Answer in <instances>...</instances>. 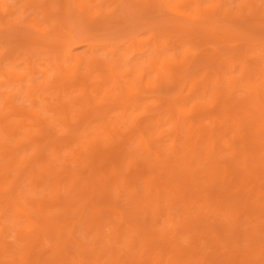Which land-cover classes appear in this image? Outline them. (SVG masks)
Listing matches in <instances>:
<instances>
[{"label": "bare ground", "instance_id": "bare-ground-1", "mask_svg": "<svg viewBox=\"0 0 264 264\" xmlns=\"http://www.w3.org/2000/svg\"><path fill=\"white\" fill-rule=\"evenodd\" d=\"M189 1L195 3L197 16L193 19L190 14L183 15L198 23L182 25L176 21L171 26H164L162 28L164 32L173 28L177 33L191 35L198 41L217 39L222 44L215 53L227 48L225 42L228 39L239 38L241 32L231 28L226 22L227 18L237 15L234 8L228 6V0H217L213 6H206L203 0ZM128 2L142 9H152L156 12H162V7L172 8L168 0H68V3L71 4L75 11V15L70 11L69 4H66L64 8H61V21L63 22L59 24L61 29H65V36L62 38L60 46L65 47L62 50V57L68 63L67 66L61 67L58 60H56L55 66L58 68V72L46 77L45 72L47 69L41 70L44 80L40 84H35L30 72L26 73L28 79L18 72H6L13 76L20 89L25 90L32 98V102H34L33 95L37 91H40L39 96L48 94V91L51 95L61 97L71 94L70 83H68V79L71 77L70 72L72 70L76 72L82 66H87V73L76 77V83L79 84L77 92L80 94L74 97L80 98L76 102H81V99L91 100L97 104L106 101L107 107L111 106V108L117 107L120 109L118 115L116 114L115 116L125 124L128 117L135 116L130 122L131 133L127 135L126 139L122 140V143L126 146L125 154L129 157L139 152V148H134L131 145L136 140V137H140L144 143V150L149 156L154 155L157 162L149 163L143 161L141 169H137L135 163H131L130 165L134 168L133 172L124 176L120 170L124 161L119 164L108 162L111 160L112 151L105 146V140L113 137L110 130H114L116 126L113 117L105 120L104 116L101 118L100 125L103 128L102 130L108 135L105 140L99 138L88 140L87 149L91 152L89 155L80 150L75 151L72 149L74 157L79 160V164L83 167L74 169L76 165L71 167L69 164L64 163L61 172L56 171L55 165L51 164V158L44 152L46 144L54 140L52 132L54 131L55 123L48 124L47 119L41 118L37 110L27 109L24 104H15L14 101L17 98L14 97L12 101H8L9 104L7 106L15 112V116L1 117L5 115V106H3L0 110V127L4 129L2 123L5 121H13L12 125L16 124V126L21 127L24 125L23 121L25 119L31 118L37 122L40 132L36 137L29 135L26 141L17 138L13 146L0 141V158H5L6 154L10 155L6 163L0 160V211H2L0 214V264H21L19 261L25 257L26 252V264H264V244H261L262 246L258 251L254 247L248 248V250H241L242 242L248 246L256 242L262 243L264 223L256 222L254 226L248 227L242 226L243 224L238 226L236 224L237 221H233L231 224L221 227L217 217H215L218 207L226 208V214L240 209L246 215L244 217L251 215H253L251 217H258L264 212V201L251 200L253 196L244 193L238 201L233 200L215 204L217 199L214 196L222 192L213 191L216 184L227 179L230 182L224 185V189H228L231 184L236 183L233 189L236 188L238 192L251 182H256L259 179L264 181V128L259 127L258 124L260 119H264V101L262 99L264 93V66L262 65V60L258 57L255 58L253 62L256 66L246 63L242 68L240 77L229 79L228 87L221 86L225 81L226 72L224 68H226L227 63L221 61L218 66L203 74V80L208 79L216 86L215 93L212 96L216 101V105L219 108L223 107L220 114L225 119V126H223L221 131H216L215 124L218 116L213 114L211 115L213 126L209 130L208 135H204L203 133L206 130H203L199 122L190 121L189 131L192 134L189 136V146L183 152L174 143L173 151L175 154L181 155L182 152L184 154L181 155L182 158L179 160L174 159L173 163L169 164L167 162L168 159H163L159 150L143 134L145 131H150L153 119L142 125L140 129L136 128L138 126L137 123H142L145 120L138 118V115L142 113H136V109L141 106V100L147 93L169 88L165 78L183 79L189 68L187 63L183 64L178 70L171 66V62L165 58V55H162L164 53L162 49H165V47L159 48L156 40L158 33L155 30L154 35L146 40L145 43L142 42L136 47L132 45V56L123 58L124 52L118 53L114 48H111L113 55L108 61L93 55L100 43L93 40L92 34L94 31L107 27V22L112 19L111 16L115 17L119 13L118 10L123 11V7L129 5ZM3 3L2 5L9 9L8 3L6 4V1H3ZM110 3H112V6L106 11V6ZM43 6L45 7L46 5L43 4ZM246 6L251 13L261 14L263 20L260 19V22L254 23L246 18L243 20L244 24L253 30L259 28L262 24L264 25V9L252 0H244L243 4L238 5L237 9L241 12V15L239 14L238 16L244 18ZM93 8L97 10H93ZM0 11H2L1 8ZM174 12L178 15L181 14L176 10ZM77 16H85L89 20L77 27L74 22V18H77ZM130 25V23L126 22V26ZM208 25L217 27L218 30H215L210 35H203L202 33L205 32V28ZM27 26L35 28L32 24L27 23ZM35 29L38 31L35 39L40 44H45L46 40L50 38L51 32L47 33L44 28ZM151 29L153 30V28ZM157 30H161V27ZM258 44L259 42L251 45L245 44V49L247 50V47L251 48ZM81 46L85 47V52H90L89 55L92 56L86 58V53L75 54L74 49ZM259 47L260 52L264 54V41ZM152 48L156 50L158 56H149L143 62H132L146 56V52ZM41 51L47 54V58H51L56 52L51 48H43ZM244 52L241 51L239 54L242 55ZM212 56L213 54H207L205 58L209 61ZM223 61L225 60L223 59ZM143 63L145 65H142ZM176 63L178 64V61ZM150 71H153L155 75L152 79L148 77ZM93 72H96V75L101 80L88 84L87 81L91 79ZM254 74L262 77L263 82L260 85L254 81ZM240 81H244L250 91L245 99L237 101L235 99V90ZM24 82H27L26 88H24ZM203 82L204 86H206L207 83ZM201 92L205 94L204 90ZM98 100H101L100 103H98ZM170 101L168 111L172 110L174 105V101ZM251 102L253 104H250ZM72 106L74 105H66V103L60 102L55 107L60 110L65 122H69V111ZM234 107L242 109L246 118L230 125L229 122L231 121ZM176 108L180 113H186L185 110L179 107ZM97 111H100L98 113L101 114L105 113L103 109H98ZM168 116H171V112ZM85 118V116L82 117V119ZM159 119L160 117L156 118V120ZM80 120L77 119L72 125H75ZM14 129L16 127H9L5 129V132L8 135L10 130ZM44 129L45 132L43 133L42 130L44 131ZM136 129L138 133L135 132ZM179 130L180 122L176 119L174 120L175 134ZM73 131L74 128L70 126V132ZM231 132L235 135L229 137ZM12 133L14 132H10V134ZM71 134L73 135L74 133ZM76 137L77 135L74 134L73 140ZM52 143V154L59 158L58 146L54 145V142ZM24 145L35 148L36 154L33 158L18 157V151ZM226 150H230V157L224 163L218 162L216 158L218 153ZM94 151L96 153H92ZM95 154L97 156L94 158H98L97 163H93ZM205 158L206 160H204ZM135 160L137 161V159ZM200 160L205 161L202 166L204 168L203 171L199 170L200 166L192 168ZM21 164H24V166ZM38 164L44 168L43 171L37 170ZM106 164H110L109 171L103 170V166ZM240 164H245V166L242 168L239 166ZM13 169L17 171L15 175L11 174ZM143 171L154 173L155 175L152 180L148 181L146 187L148 192L152 191V189L155 190L153 196L145 195V192L141 191L135 183L138 174ZM23 172L29 175L27 178H31V185L35 192L45 190L47 187H51L53 191L51 198L44 196V198L31 200L37 211L36 217L28 211L24 203L17 201L13 194L16 189L19 196H24L21 189L16 187ZM70 175L75 176L76 180L68 184L67 180L70 179ZM50 180L51 182L47 186L46 183ZM119 180H122L123 185L133 190L135 204L141 209V212L127 213L118 207L114 211L121 222L126 223L131 220L134 223L133 227L125 225V231H116L114 235L117 240L121 241L122 238L124 239L126 248L123 255L120 252L115 253L113 251L109 238L104 242L100 241L101 233L98 231V228L103 224L102 221L110 222L112 220L111 208L118 206V201L113 196V190H116L119 196L123 195ZM5 182L10 183L7 185ZM66 185H68V188H64L68 194L63 197L61 195V187ZM254 187L258 188L255 183ZM260 193L264 195V191ZM175 204L178 205L181 212L180 215H182L178 227H181L183 231L190 232L189 246L178 245L176 241L178 236L175 232H171V229H167L166 226L157 223L158 221L160 222L163 215L174 221V216L170 209L176 207ZM50 205L58 208L54 215H48L45 212V208ZM187 205L190 209H186ZM205 205L209 208L202 212L201 210ZM13 208L15 209L16 217L20 220L23 219L27 224L25 229L28 231L20 232L24 230L21 228L17 230L19 237H24L23 241L29 247L25 252H14L12 245L2 237V233L7 230L3 216L10 217L9 212ZM60 211L61 213H59ZM230 215L232 216L233 214ZM239 217L237 216L238 219ZM255 217L253 218L254 220H256ZM18 219H16L17 224L19 223ZM79 222L83 224L85 237L91 240L89 244L91 247L85 241L75 237ZM40 224L43 227L38 229ZM149 227H152V229L148 230ZM118 230H120V227ZM130 231L136 232V235L131 237ZM169 234L168 243L162 244L160 242L161 237ZM48 237L55 239V245L52 244V248L46 254L42 250L41 241ZM202 238L205 240H203V245L201 246L199 241ZM141 242L150 243L155 245L156 248L159 247L167 252L164 251L165 256L162 253L155 255L152 251L144 255L140 250L138 251ZM74 244H77L83 252L75 254ZM208 247H212L213 250H206ZM217 249L222 250L218 251ZM230 251H235L234 255L228 258L224 257ZM9 256L10 259L8 260L2 259Z\"/></svg>", "mask_w": 264, "mask_h": 264}, {"label": "rangeland", "instance_id": "rangeland-1", "mask_svg": "<svg viewBox=\"0 0 264 264\" xmlns=\"http://www.w3.org/2000/svg\"><path fill=\"white\" fill-rule=\"evenodd\" d=\"M3 1H6V4L8 3L9 9L5 5H2L4 4ZM203 1L206 6H213L217 0ZM228 1V6L233 7L237 15L227 18L226 22L231 28L241 33L238 39H228L225 42L227 48L221 50L219 53H215V51L221 46L222 43H220L217 39L198 41L191 35H182V33H177L173 28H170V30L167 29L165 32L162 29L164 26L173 25L176 21L182 25H187L190 23H193L194 25V23H198L197 21L193 20L197 16V7L193 1L190 2L189 0H168L172 8L181 13L180 15L176 14L172 8L168 7H162V12H156L152 9H142L139 6L128 2L129 5L123 7V11L118 10L119 13L115 15V17L111 16L112 19L107 22V27L99 29L98 31H94L92 34L93 40L100 43L93 55L104 61H108L112 58L113 54L111 48H114L118 53L124 52L123 58L132 56V45H135L136 47L142 42L145 43L146 40L150 39L151 36L154 35L155 30V32L158 33V37L156 39L158 46L160 49L165 47V49H162L164 51L162 55H165V58L171 62V66L175 70H178L183 64L187 63L189 68L183 79L174 80L165 78V82L167 85H169V88H163L162 90L151 91L147 93L141 100V106L137 107L136 109V113H142L141 115H138V118L143 120L145 119L144 122L142 121V123H137L138 126H136V128L140 129L142 125L148 123L150 119H153L150 126V131H145L143 134L146 138H148V141H151L152 145L159 150L162 158L168 159L167 162H169V164L173 163L172 161L174 159L179 160L182 158L181 155L184 154V150L189 146V136L192 134V132L189 131L190 121L199 122L201 127H203V130H206L203 133L204 135H208L209 130L213 126V122L211 121V115L213 114L218 116L215 124L216 131H221L223 126H225V119L222 118L223 115L220 114L223 110V107L219 108L212 96L215 93L216 86L208 79L203 80V74L206 71L218 66L221 61L227 63L226 68H224L226 72L225 81L221 86L228 87L229 79L233 77H240L242 68L246 63L256 66L253 60L258 57L262 60V65L264 66V54L260 52L259 47V45L264 41V25L262 24L259 28L253 30L243 22V20L246 18H248L247 20L253 21L254 23L260 22V19L263 20L262 15L254 14V12L251 13V11L246 6V9H244V18H241L238 16L241 12L237 9V7L239 4H243L244 0ZM252 1L258 5H261L264 9V0ZM43 4L46 6L44 7ZM66 4H69L68 0H0V8L2 9V11H0V110L3 106H5V115L1 117L15 116V112L7 105L14 97H16L17 99L14 101L15 104H24L27 109L39 111L41 118L47 119L48 124L54 122V128L51 127L54 129V131L52 130V138H54V140L46 144V149L44 152L51 158V164L55 165V170L59 172H61L62 165L64 163L69 164L71 167L76 165L74 169L83 167L81 164H79V160H76L74 157L72 149L75 151L80 150L89 155L91 152L87 149L88 140L98 138L105 140L108 135H106V132L102 130L103 128L100 125L102 120L101 118L104 116L106 118L105 120L113 117L114 124L116 126L114 130H110V132L113 134V137L107 138V140H105V146H107V148L109 147L110 151H112L111 160L108 162H111L112 164H119L121 161H124L120 167L121 173H123L124 176H127L133 172L134 168L132 165H130L131 163H135L137 169L142 168L141 163L143 161L156 163L157 159L155 156H149L144 150V143L140 137H136V140L131 145L134 148H139V152L135 153L134 156L129 157L125 154L126 146L122 143V140L126 139L127 135L131 133L130 122L135 116L128 117V120L125 124L117 119V116H115L116 114L118 115L120 109L117 107L111 108V106L107 107L106 101L100 103L101 100H98V103L100 104H97L91 100L81 99V102H76L80 100V98H74L80 95L77 92L79 84L76 83V77L86 74L88 71L87 66H82L76 72L73 70L70 72L71 77L68 79V83H70L69 89L71 90V94L61 97L58 95H51L48 91L49 95L44 94L39 96L40 91H37L33 95L35 100L34 102H32V98L26 93L25 90L20 89L18 83L14 81L13 76L6 72H18L21 73L23 77H26V73L28 74L30 72L35 84H40L44 80V75L40 72L41 70L47 69L45 76L49 77L51 74L58 72V68L55 66L56 60H58V63L61 67L64 68L67 66L68 63L62 57V50L65 47L60 46V42L63 36H65V29H61L59 26L60 22H63L61 21V8H64ZM111 6L112 3L108 4L105 10L107 11ZM69 9L72 14L75 15V11L71 4H69ZM93 10L97 9L93 8ZM183 14H190L193 16V19ZM88 20V17L85 16H77V18H74V22L77 27L81 23L88 22ZM126 22L130 23L131 25L126 26ZM27 23L34 25L35 28H44L47 30V33L51 32V36L46 40L45 44H40L38 40L35 39L37 37L38 31L33 27L27 26ZM159 27H161V30H157ZM151 28H153V30ZM215 30H218V28L208 25L205 28V32L202 34L210 35ZM255 42H259V44L251 48L247 47V50L245 49V44L251 45ZM43 48H51L56 52L51 56V58H47V54L41 51ZM241 51L245 52L241 55L239 54ZM74 53H86V58L92 56L89 55L90 52H85V47L83 46L75 48ZM207 54H213L209 61L205 58ZM152 55L158 56L154 48L148 50L146 52V56L140 60H133L132 62H143L147 57ZM223 59L225 61H223ZM176 61H178V64ZM189 62L190 64H188ZM142 65H145V63ZM75 74L77 75L75 76ZM154 76L155 75L153 71H150L148 77L152 79ZM26 79L28 78L26 77ZM253 79L259 85L263 82L262 77L258 74H254ZM99 80H101V78L96 75V72H93V76H91V79H89L87 83L90 84L93 83V81L95 82ZM203 81L207 83L206 86H204ZM26 87L27 82H24V88ZM202 90L205 91V94L201 92ZM249 91L248 85H246L244 81H240L235 90V99L237 101L245 99ZM262 99L264 101V93ZM170 100L174 101V105L173 109L168 111L167 109L169 108V104L171 102ZM60 102L66 103V105H74L69 111V122H65L60 110L55 108ZM250 104L253 103L251 102ZM176 107L185 110L186 113H180ZM98 109L105 110V113H98L101 111H97ZM233 111L234 112H232L233 114L231 116V121L229 122L230 125H233L238 120L242 121L246 118L243 110L239 107H234ZM170 112L171 116L169 117L168 114H170ZM83 116L86 118L82 119ZM157 117H160V119L156 120ZM77 119L81 120L75 123V125H72ZM176 119L180 122V130L177 134L174 132V120ZM12 122L13 121H5L2 123L4 129L0 127V141H4L13 146L17 138L26 141L29 135L34 137L39 135L40 129H38L36 124L37 122L34 119H25L23 121L24 125L21 127L16 126V124L12 125ZM258 124L259 127L264 128V119H260ZM70 126L74 128L73 132H70ZM9 127H16V129L12 130L14 132L12 134H10V132H12L10 130L7 135L5 129ZM137 129L135 130L136 133H138ZM42 132L44 133L45 129L44 131L42 130ZM71 133L77 135L76 139L73 140L74 134L72 135ZM86 134H88L87 137ZM234 135L235 134L231 132L229 137ZM52 142H54V145L58 146L60 155L59 158H56V156L52 154ZM174 143L176 147L183 151L181 155L175 154L173 151ZM92 153H96V151ZM35 154V148L28 145H24L18 151L19 158L24 156L27 159H30L33 158ZM95 156H97V154H95L93 158ZM123 156H125V158H123ZM229 157L230 150H226L218 153L216 158L218 162L224 163ZM9 158L10 155L6 154L5 158H0V160L1 162L6 163ZM135 159H137V161ZM204 160H206V158ZM204 160H200L195 165H193L192 168L200 166L199 170L203 171L204 168L202 166L204 165ZM97 162L98 158H94L93 163ZM21 165L24 166V164ZM239 166L243 168L245 164H240ZM109 167L110 164H106L103 166V170L109 171ZM37 170L43 171L44 168L38 164ZM16 173L17 171L14 169L11 171L12 175H15ZM27 176L29 175L23 172L16 184V187L21 189V192L24 194V196H19L15 188L13 194L17 198V201L24 203L28 211L34 214L36 217L37 211L35 210V205L31 203V200L35 198H44V196L51 198L53 191L51 187H47L45 190L35 192L31 185V178H27ZM154 176V173L143 171L140 172L136 178L135 183L141 191L145 192V195L153 196L155 194V190L152 189V191L148 192L146 188L148 181L152 180ZM69 177L70 179L67 180L68 184L76 180L75 176L70 175ZM50 182L51 180L47 182L46 185L48 186V183ZM229 182L230 180L227 179L226 181H222L215 185L213 191L217 193L222 192L220 194H216L215 196L213 195L217 199L215 204L231 202L233 200L238 201L240 197L244 195V193L247 195H252L253 197L251 200L257 199V202L264 201V195L260 193L264 191L263 179L249 183L239 192L236 191V188L233 189V187L236 186V183L231 184L228 189H224V185L228 184ZM5 183L9 185L10 182ZM119 183L121 185L120 187L122 188L121 190L123 195L119 196L118 192L113 190V196L116 201H118V206L111 208L112 220L110 222L102 221L103 224L98 228V231L101 233L100 241L104 242L109 238L111 241L110 245L113 247V251L115 253L120 252L123 255L126 248L124 239L122 238L121 241L117 240L114 238V235L116 231H125V225H130L133 227L134 223L131 220H128L126 223L121 222L120 218H118V215L114 211H116L118 207L127 213L141 212V209L137 206V204H135V195L133 194V190L130 187L123 185L122 180H119ZM254 183L258 186V188L254 187ZM64 187L68 188V185L61 187V195L63 197L68 194ZM165 203H167V201H165ZM175 205L176 207L170 209V212L174 216V221L168 219L166 215H163L161 216L160 222L158 221L157 223L166 226L167 229H171V232H175V234L178 236L176 240L178 245L183 247L189 246L191 239L190 232L183 231L181 227H178L181 222L182 215H180L181 212L178 205ZM188 208L189 206L187 205L186 209ZM208 208L209 207L205 205L201 211L205 212ZM57 209L58 208L51 207L50 205L45 208V212L48 215H54ZM226 210V208L218 207L215 213V217H217L221 227L231 224L233 221H237L236 224L238 226L243 224L242 226L248 227L254 226L256 222L260 224L264 223V212L261 216H254L256 218V220H254V217H251L253 215L244 217L246 215H244L243 211L240 209L234 210L233 212L230 211L231 213L228 214H226ZM1 213L2 211H0V214ZM9 213L11 215L10 217L3 216L7 230L2 233V237L6 242L12 245V250L14 252H25L29 247L25 245L23 241L24 237H19L17 230L18 228H21L24 230H21L20 232L28 231L25 229V227H27L26 221L23 219L20 220L16 217L14 208L11 209ZM59 213H61V211ZM230 214L233 215L231 216ZM237 216H240L239 219ZM16 219L19 221L18 224ZM42 227L43 226L40 224L38 229H41ZM119 227L120 230H118ZM77 228L78 231L75 233V237L81 239V241H85L88 246H90L89 244L91 240L85 237L86 234L81 222L78 223ZM150 229H152V227L148 228V230ZM129 234L131 237H134L136 232L130 231ZM172 235L174 236V234ZM262 236V243L256 242L251 246H248L242 242L241 250H248V248L251 247H254L256 251L260 250V247L262 246L261 244H264V234ZM169 239L170 234L164 235L161 237L160 242L162 244H166L168 243ZM203 240L205 239L202 238L199 241L201 246L203 245ZM72 242H74V240H72ZM52 244L55 245L54 238L48 237L42 239V250L47 254V251L52 248ZM73 249L76 252L75 254L81 253L82 251V249L78 247L77 244L73 245ZM139 250L144 255H147L152 251V253L155 255L162 253L165 256L164 251L167 252L166 250H161L159 247L156 248L155 245L145 242L140 243L138 251ZM206 250L210 251L213 250V248L208 247ZM217 250L221 251L222 249ZM234 253L235 251H230L225 254L224 257H232ZM26 256L27 252L25 253V257ZM25 257L19 261L21 264L27 263V259H25ZM166 257L168 256L166 255ZM2 259L8 260L10 259V256L4 257Z\"/></svg>", "mask_w": 264, "mask_h": 264}]
</instances>
